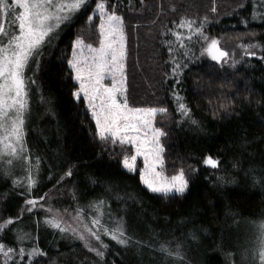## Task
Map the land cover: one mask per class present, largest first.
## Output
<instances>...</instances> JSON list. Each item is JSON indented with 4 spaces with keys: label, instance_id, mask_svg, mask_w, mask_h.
Segmentation results:
<instances>
[{
    "label": "trees",
    "instance_id": "16d2710c",
    "mask_svg": "<svg viewBox=\"0 0 264 264\" xmlns=\"http://www.w3.org/2000/svg\"><path fill=\"white\" fill-rule=\"evenodd\" d=\"M97 2L46 46L33 74L28 139L43 180L39 200L29 205L22 188H0V224L37 214L58 221L70 240L21 255L9 224L0 244L14 251L0 264H227L238 225L264 213V20L251 19L264 0H107L123 17L128 101L166 109L155 122L166 171L185 174L183 194L152 192L125 170L132 147L101 140L85 100L74 98L73 41L99 43V19L88 20ZM185 21L191 28L180 27ZM216 39L230 63L206 51ZM100 206L123 224L125 244L96 227Z\"/></svg>",
    "mask_w": 264,
    "mask_h": 264
},
{
    "label": "snow or ice",
    "instance_id": "6c2138e0",
    "mask_svg": "<svg viewBox=\"0 0 264 264\" xmlns=\"http://www.w3.org/2000/svg\"><path fill=\"white\" fill-rule=\"evenodd\" d=\"M89 2L90 0H71L69 3H64L63 0H0V130H2L0 145H3V149L0 150V161L11 164L12 159L5 160V157H16L18 144L20 150H23L22 113L27 108L24 69L27 68L29 60L38 54V49L54 28L70 19V15H60V13L65 9H68L69 13H75ZM108 7L107 0H98L93 14L88 16L89 21L96 18L100 21L99 32L102 37L100 46L93 48L91 45H85L81 39L76 41L80 55L74 52L73 59L69 61V66L75 73L74 79L78 83V89L73 93L74 98L79 100L83 95L88 101L101 140L112 139L113 143L119 141L121 144L140 142L141 146L136 147L135 155L123 159V166L126 169L135 171L137 156H143L146 168L142 179L151 191L183 194L188 186L183 170L170 179L156 171V164L162 165L160 154L163 149L159 145V137L164 133L152 127L150 117H155L157 112H165L166 109H139L128 105L124 73L126 51L123 17L116 15L114 9L110 12ZM17 8L21 10L18 13ZM10 14L13 15L9 23L15 31L5 26L4 18ZM192 23L185 21L180 27L187 25L191 28ZM85 48L92 53L91 56H83ZM206 51L214 61H219L228 55L227 52L219 50L217 40H212ZM106 78L109 79L110 86L103 83ZM177 100L179 101L180 97H177ZM179 110L184 116L189 113L183 103H179ZM129 131L136 133L143 131L144 137H148L151 131V138L144 139L140 135L123 134ZM148 144H152L153 147L147 151L142 150V146L146 148ZM149 155L154 157L151 165L148 164ZM203 163L212 168L219 165V162L212 157H207ZM67 175H71V172L69 171ZM34 183L35 181H31V184ZM36 203L34 200L28 201L29 205ZM11 223L13 221L9 220L6 224H0V231ZM53 226L60 227L59 224ZM257 229L260 237L257 257L259 264H264V223L257 225ZM88 231L97 240L100 239L96 232L91 229ZM83 238L81 236V239ZM112 238L117 239V236L113 235ZM119 242L124 243L123 240ZM13 251L14 249H5L0 244V254L3 256L7 257ZM19 251L24 255L23 249ZM29 255H43V252L33 249ZM97 255L102 256V252L97 251Z\"/></svg>",
    "mask_w": 264,
    "mask_h": 264
},
{
    "label": "rangeland",
    "instance_id": "374dc122",
    "mask_svg": "<svg viewBox=\"0 0 264 264\" xmlns=\"http://www.w3.org/2000/svg\"><path fill=\"white\" fill-rule=\"evenodd\" d=\"M64 3H69L71 0H63ZM88 4V3H87ZM86 4V5H87ZM85 5V6H86ZM261 4H259L260 6ZM83 6L79 11L75 13H69L68 9H65L63 13H60V15H70V19L67 21H63L59 24L58 27L54 28V31L45 38V42L42 44V46L38 49V54L34 55L32 59L29 60L27 68L24 69V78H25V85H26V91H27V108L26 110L22 113V119H23V125H22V134H23V139H22V144H23V150H20V145H17V156L16 157H5V160L7 159H12L11 164H7L6 162L0 161V188L2 189L3 187L11 185L12 187L16 188H22L24 193L29 196L27 199L28 200H39L38 195V190L41 187V184L43 180L41 179L38 171V160L34 156V154L31 151L30 148V143L28 139L29 135V130H30V124L32 121V118L34 116V93H33V74L36 70L37 63L40 59V56L44 49L46 48L47 45L52 43V40L56 38L69 24H71L76 16L85 8ZM258 4H256V7ZM21 11L19 8L16 9V12L18 13ZM111 12V11H110ZM93 14V12H92ZM116 14V13H115ZM11 15L8 17H5L4 20L6 21L5 26L9 27V30L15 31L14 28H11L10 26V19ZM117 15V14H116ZM253 21L259 22L260 20H264V6H260V10L255 11L252 13V18ZM54 23V22H53ZM100 23V21H99ZM124 34H125V51L127 52L126 48V33L124 29ZM99 43L97 45L87 42L84 39L78 37L73 41V49L71 52L70 60L73 59V53L76 52L77 55H80V50L76 48V41L78 39L83 40L85 45H91L93 48H98L100 46V40L102 39L100 32H99ZM217 40V39H216ZM218 44V48H219ZM223 49V48H222ZM92 53H89L87 49L85 48L83 51V56H91ZM126 62V57L124 60V66ZM220 62L224 63H230L231 59L229 55L227 57H223ZM73 72V76H75L74 70L71 69ZM124 73L126 76V71L124 67ZM119 79V77H117ZM75 80V79H74ZM76 82V80H75ZM77 83V82H76ZM105 85L110 86V81L109 79H105L103 81ZM126 97H127V77H126ZM78 89V83H77V88L75 91ZM74 91V92H75ZM86 102V106L92 116V109L88 107V101L81 96ZM118 99L120 97L118 96ZM77 100V99H76ZM127 102L129 107L131 108H139V109H148V108H156V109H162L160 107H135L132 106L127 98ZM96 103L98 104L99 101L97 100ZM159 113V112H157ZM156 117V115H155ZM155 117H150L152 119V127L154 129H159L162 133L163 130L159 128L156 125L155 122ZM94 120V118H93ZM95 122V120H94ZM97 127V126H96ZM2 132V130H0ZM98 132V129H97ZM124 135L128 136H136L140 135L144 139H150L151 138V131L148 133V137L143 136V131L136 133V132H131L129 131L128 133H123ZM162 136L159 137V145L162 147L163 151L161 152V157H162V165L161 164H156V171L161 172L164 177L171 178L174 175L179 174V172L175 174H169L166 171L165 167V160H164V147L162 144ZM14 142V141H13ZM119 142V141H118ZM129 146L132 147V154L128 155L127 157H131L132 155H135V150L136 147L141 146L140 142L138 141L137 144H130V143H125ZM152 144H148L145 147L142 146V150L147 151V149L152 148ZM3 149V145H0V150ZM154 157L152 155H149L148 157V164L151 165L153 162ZM124 167V166H123ZM146 168L145 160L143 156H137L136 160V165H135V171H129L124 167L125 170L129 172H139L141 181L143 185L150 190L145 183L143 182L142 175L144 172V169ZM151 178V177H149ZM186 179V178H185ZM31 181H35L34 184H31ZM188 188V186H187ZM187 190V189H186ZM151 191V190H150ZM153 192V191H152ZM159 193V192H155ZM164 194V193H161ZM167 194H178V193H167ZM101 206L99 208H96L95 210H92V220L95 223V221H99V223H95L96 227L101 230L103 233L108 235L111 239L113 235L117 236V239L115 240L117 243H120L119 240H123L124 243L120 244H125L127 241H129V235H125V229L123 227V224L120 222L118 218H110L111 216H107ZM51 221V223H49ZM244 225L239 224L238 225V239L237 236L236 238H233V241L231 243V249L232 251L229 252V257H228V262L227 264H259V259L257 257V250L259 246V241L260 237L258 234V229L257 225L260 223H264V213L259 216L258 218H253V219H248L244 221ZM14 224L12 228H10V225ZM9 226V237L12 241L18 243L20 246V249H23L25 251L26 247L29 248L28 253H30L33 249L36 250H41V247L37 243L44 242L45 244L48 242H55V244L58 246L62 244V242L69 241L70 239L67 237V230L63 226L60 225V223L56 220H53L48 217H38V215H34L25 219H21L20 221L11 223ZM54 224H59L60 227H54ZM48 226H50L52 229H48ZM6 232V231H5ZM58 233V237H56V240H52L51 237L55 234ZM235 246V247H234Z\"/></svg>",
    "mask_w": 264,
    "mask_h": 264
},
{
    "label": "water",
    "instance_id": "95a60500",
    "mask_svg": "<svg viewBox=\"0 0 264 264\" xmlns=\"http://www.w3.org/2000/svg\"><path fill=\"white\" fill-rule=\"evenodd\" d=\"M219 50L226 52V51H225L224 49H222L221 47H219ZM221 59H222V58H221ZM221 59L219 60V62L221 61Z\"/></svg>",
    "mask_w": 264,
    "mask_h": 264
}]
</instances>
